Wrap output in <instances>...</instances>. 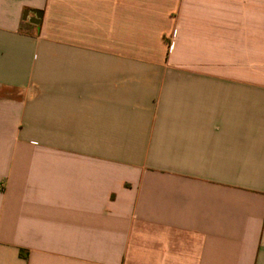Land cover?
<instances>
[{
  "label": "crops",
  "instance_id": "obj_1",
  "mask_svg": "<svg viewBox=\"0 0 264 264\" xmlns=\"http://www.w3.org/2000/svg\"><path fill=\"white\" fill-rule=\"evenodd\" d=\"M0 264H264V0H0Z\"/></svg>",
  "mask_w": 264,
  "mask_h": 264
},
{
  "label": "water",
  "instance_id": "obj_2",
  "mask_svg": "<svg viewBox=\"0 0 264 264\" xmlns=\"http://www.w3.org/2000/svg\"><path fill=\"white\" fill-rule=\"evenodd\" d=\"M29 13H30L29 10H26L24 12V19H27ZM34 13H35V16H33L30 20H31V22H33L35 24H39L42 20V17H43V11L36 10V11H34Z\"/></svg>",
  "mask_w": 264,
  "mask_h": 264
}]
</instances>
